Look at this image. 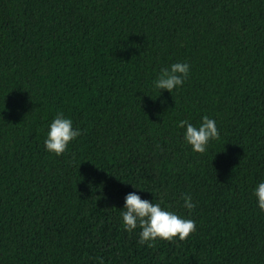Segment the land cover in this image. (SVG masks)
Segmentation results:
<instances>
[{
	"label": "trees",
	"instance_id": "16d2710c",
	"mask_svg": "<svg viewBox=\"0 0 264 264\" xmlns=\"http://www.w3.org/2000/svg\"><path fill=\"white\" fill-rule=\"evenodd\" d=\"M58 111L83 130L59 156ZM205 114L220 137L193 152L177 122ZM261 180L264 0H0V264H264ZM130 191L196 230L140 244Z\"/></svg>",
	"mask_w": 264,
	"mask_h": 264
},
{
	"label": "clouds",
	"instance_id": "9594fccd",
	"mask_svg": "<svg viewBox=\"0 0 264 264\" xmlns=\"http://www.w3.org/2000/svg\"><path fill=\"white\" fill-rule=\"evenodd\" d=\"M190 69L191 65L187 61L173 62L170 66L160 69L152 82L153 87L160 93L163 89L173 92L184 84ZM177 127L183 129V140L185 144L191 146L193 152H206L210 142L220 137L216 120L207 114L203 115L196 124L188 119H180ZM82 131L80 127L74 126L70 116H66L63 111H58L47 126L45 149L59 156L67 150L70 142L81 136ZM133 187L138 188L135 184ZM252 191L258 208L264 211V180L259 181ZM183 206L189 210L196 207V202L188 193L183 194ZM119 208L123 228L129 233L139 228L140 244L147 243L148 246H152L158 239L184 240L196 230L194 219L163 206V201H155V197L154 199L142 198L137 191L127 192L124 196V204ZM95 259L99 264H104L102 256Z\"/></svg>",
	"mask_w": 264,
	"mask_h": 264
}]
</instances>
